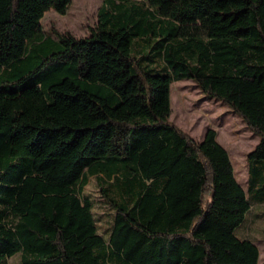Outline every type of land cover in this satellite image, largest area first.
<instances>
[{
    "label": "trees",
    "instance_id": "16d2710c",
    "mask_svg": "<svg viewBox=\"0 0 264 264\" xmlns=\"http://www.w3.org/2000/svg\"><path fill=\"white\" fill-rule=\"evenodd\" d=\"M71 3L0 0V77L26 80L0 89V264H260L235 230L264 202V0H105L89 36L45 30ZM184 79L260 135L247 190L215 129L197 140L171 119Z\"/></svg>",
    "mask_w": 264,
    "mask_h": 264
},
{
    "label": "rangeland",
    "instance_id": "374dc122",
    "mask_svg": "<svg viewBox=\"0 0 264 264\" xmlns=\"http://www.w3.org/2000/svg\"><path fill=\"white\" fill-rule=\"evenodd\" d=\"M105 4V0H72L65 14L49 10L45 13L42 22L45 30L56 28L62 32L69 31L77 37L89 36L99 22V9ZM134 4L137 6L135 7ZM132 9H146L142 2H135ZM150 16V14L143 10ZM134 42V41H133ZM140 46V45H139ZM51 44H47L46 50L41 51L47 55L51 51ZM137 47V46H136ZM135 43L132 51L136 52ZM141 52L152 53L150 45L140 46ZM155 51V50H154ZM41 58L34 57L31 69L39 65ZM149 62L151 66L159 63ZM59 61L49 60L41 66L45 73H58ZM27 71H23V74ZM39 70L37 71V73ZM65 73L62 72L61 76ZM58 75V74H57ZM56 75V76H57ZM33 75H30L31 78ZM19 75L11 76L9 72L0 77V89L13 90L22 87L26 80L18 81ZM172 114L171 119L185 132L197 140H202L209 128L217 131V139L230 153L236 172V177L247 190L249 179V163L247 154L255 148L260 140V135L252 131L244 119L234 112L229 105L218 98L205 95L196 81L184 79L174 81L171 86ZM95 201L94 212L100 227V232L108 237L112 216L100 194L97 179L91 177L84 188ZM236 234L242 238L252 239L260 250V264H264V202L257 203L247 214L243 222L236 228ZM9 264H21V255L16 253L9 257Z\"/></svg>",
    "mask_w": 264,
    "mask_h": 264
}]
</instances>
